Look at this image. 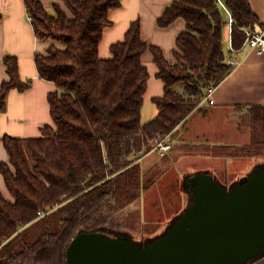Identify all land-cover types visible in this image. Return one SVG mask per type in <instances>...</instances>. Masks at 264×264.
Returning <instances> with one entry per match:
<instances>
[{
  "label": "trees",
  "instance_id": "trees-1",
  "mask_svg": "<svg viewBox=\"0 0 264 264\" xmlns=\"http://www.w3.org/2000/svg\"><path fill=\"white\" fill-rule=\"evenodd\" d=\"M59 1L50 13L40 0H22L35 38L46 46L33 57L37 76L55 90L47 97L52 124L44 125L38 138H1L9 161L0 164V175L12 201L0 193V264H67L65 254L76 236L113 237L127 230L126 209L178 158H264V105L248 108L246 145H171L173 131L192 112L206 114L200 103L230 76L229 57L243 52L246 31L259 30L249 0L171 3L156 22L159 29L177 20L185 24L170 63L158 47L143 41L139 20L123 41L111 45L110 59L100 58L103 31L112 25L108 14L123 0ZM227 30L233 52L224 44ZM146 51L164 91L152 101L157 116L142 123ZM2 65L8 81L0 86V113L10 91L30 88L14 57H5ZM158 137L168 138L171 151L143 174L139 161Z\"/></svg>",
  "mask_w": 264,
  "mask_h": 264
},
{
  "label": "crops",
  "instance_id": "crops-1",
  "mask_svg": "<svg viewBox=\"0 0 264 264\" xmlns=\"http://www.w3.org/2000/svg\"><path fill=\"white\" fill-rule=\"evenodd\" d=\"M40 1L47 10L52 9L53 4H60L59 0ZM175 1L123 0L120 9L112 10L108 14L112 25L103 31V38L99 44L100 58L103 60L110 59L111 45L123 41L129 26L139 20L141 36L147 46L158 47L168 63L174 62L173 50L175 49V40L184 31L185 24L182 20H177L168 28L159 29L156 22L161 17L165 8ZM249 5L252 13H254L258 20L259 24L257 28L259 30L263 29L264 0H249ZM0 14V86L8 81L5 67L2 65L3 59L7 56L14 57L18 61L19 77L22 82H30V88L22 94L16 90L8 93L5 104L6 110L0 113V164H7L9 158L4 150L1 138L4 136L23 140L38 138L40 136V129L44 125L52 124L49 116L47 97L54 92L55 87L39 79L37 76L33 57L37 52L43 53L46 46L35 38L22 0H0ZM229 35L230 32L227 30L226 41L229 40ZM232 59L237 64L231 71L230 76L213 90L208 99L205 95L200 103V109L206 111V114L203 115L197 110L192 112L187 117L186 124L177 127L173 131L172 146L173 144L188 145L198 143L230 146L233 144L234 138H242L246 132L248 133V143V108L250 106L264 105V55L247 54L244 51L234 58L232 57ZM141 61L147 68L149 76L141 111L142 123H146L157 116L158 110L152 101L162 97L164 90L161 81L156 77L157 68L148 51L142 55ZM185 159L188 160L187 164H181V161ZM191 159H205L206 161H210V163L216 160L206 157L189 156L178 158L153 187L165 181L163 185L169 183L177 191L178 182L182 181L183 175L188 172L195 174L187 176L184 179V184H186V180L189 177L203 172L211 174L222 185H231L237 180V178H234L233 181H225L221 178L217 167L210 166L211 164L208 163L195 166L189 163ZM160 160V157L155 152L151 151L146 154L139 161L142 173L144 174L153 167L158 166ZM170 175H172V178L167 179ZM0 193L3 198L12 201L1 175ZM184 199L180 198L179 209L171 208L170 212L172 213L163 216L157 227L148 230H155L153 234L143 232L142 234H137L130 230V228L122 232L143 241L161 234L171 224L170 222L184 210L183 204L185 203L186 205L187 203V200L185 199L184 202ZM136 206L134 204L130 205L126 209L125 216L130 215Z\"/></svg>",
  "mask_w": 264,
  "mask_h": 264
},
{
  "label": "water",
  "instance_id": "water-1",
  "mask_svg": "<svg viewBox=\"0 0 264 264\" xmlns=\"http://www.w3.org/2000/svg\"><path fill=\"white\" fill-rule=\"evenodd\" d=\"M260 167L229 192L208 172L189 177L191 201L169 232L146 245L125 232L80 234L66 251L67 264H264V256L253 261L264 253Z\"/></svg>",
  "mask_w": 264,
  "mask_h": 264
},
{
  "label": "rangeland",
  "instance_id": "rangeland-1",
  "mask_svg": "<svg viewBox=\"0 0 264 264\" xmlns=\"http://www.w3.org/2000/svg\"><path fill=\"white\" fill-rule=\"evenodd\" d=\"M48 11L51 13L52 9H49ZM224 38L225 47L228 49L230 46L229 41H226V35ZM247 138L248 133L246 132L242 138H234V141L232 143L233 145L247 144ZM197 160L191 159L189 163L195 166H201L207 163L211 164L210 166L213 165L214 167H217V170L219 169L221 178L225 181H233L234 178L241 180L246 174H248V172L252 171L255 167L264 165V158L252 160L249 162H245L243 160L229 161L216 159L212 161L213 163H210V161H206L205 159L198 161ZM187 162L188 160L185 159L181 161V164H187ZM191 174L195 173L188 172L187 174L183 175V180L179 181L177 184L179 185L177 187V191H175V188H172L169 183L167 185H163L165 182L163 181L162 183H158L155 187L145 193L140 201H138L136 204L134 203V205H137L136 208H134V211L126 217V223L128 224L130 230L134 231L137 234H142V232L146 234H153L155 230H148L157 227L160 224L161 218L163 216H167L168 214L172 213L170 212L171 208L179 209L178 207L180 204V198H185L183 189V185L185 183L184 179H186V177ZM169 178H172V175L167 177V179ZM184 207H186L185 203L183 204V208Z\"/></svg>",
  "mask_w": 264,
  "mask_h": 264
},
{
  "label": "built area",
  "instance_id": "built-area-1",
  "mask_svg": "<svg viewBox=\"0 0 264 264\" xmlns=\"http://www.w3.org/2000/svg\"><path fill=\"white\" fill-rule=\"evenodd\" d=\"M232 23V18L229 17V24ZM246 37L243 45V52L247 54L254 53L256 55H264V28L256 32L246 31ZM229 41V40H228ZM230 44V43H229ZM229 49L233 52L230 44ZM228 64L236 65L237 63L229 57ZM213 90H210L206 97L207 99L211 96ZM171 145L168 143V138H157L151 143V150L155 152L160 158L165 157L171 151Z\"/></svg>",
  "mask_w": 264,
  "mask_h": 264
},
{
  "label": "flooded vegetation",
  "instance_id": "flooded-vegetation-1",
  "mask_svg": "<svg viewBox=\"0 0 264 264\" xmlns=\"http://www.w3.org/2000/svg\"><path fill=\"white\" fill-rule=\"evenodd\" d=\"M260 168H261V167H255L252 171L249 172L250 174H248L247 178H251L252 175L255 174L256 170H258V169H260ZM189 182H190V178L187 179V180H186V184L183 185V189H184V193H185V199L187 200L186 206H188L189 202L191 201V200L189 199L188 194L186 193L187 190H188V191L192 190V188L190 187ZM223 187L226 189L227 192H229V191H231V190H233V189H238V188L240 187V185H239V180H238V181H234L231 185H223ZM185 208H186V207H185ZM178 218H179V217H178ZM170 225H171V224H170ZM170 225H168V226H167V227L161 232V234H159V235H157V236H155V237H152V238H150V239H158V238H160L162 235L166 234L165 232L167 231V229L169 228ZM173 225H174V224H173ZM173 225H172V226H173ZM147 240H148V239H147ZM261 256H264V253H259L258 258L261 257ZM256 258H257V257H256ZM254 260H256V259L254 258L253 261H254Z\"/></svg>",
  "mask_w": 264,
  "mask_h": 264
}]
</instances>
